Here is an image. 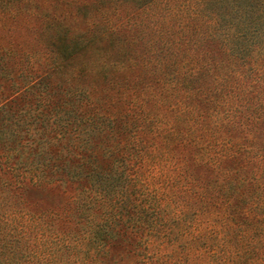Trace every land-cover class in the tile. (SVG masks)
Wrapping results in <instances>:
<instances>
[{
    "label": "trees",
    "instance_id": "trees-1",
    "mask_svg": "<svg viewBox=\"0 0 264 264\" xmlns=\"http://www.w3.org/2000/svg\"><path fill=\"white\" fill-rule=\"evenodd\" d=\"M0 29L41 46L0 55V264H264V0H0Z\"/></svg>",
    "mask_w": 264,
    "mask_h": 264
},
{
    "label": "rangeland",
    "instance_id": "rangeland-1",
    "mask_svg": "<svg viewBox=\"0 0 264 264\" xmlns=\"http://www.w3.org/2000/svg\"><path fill=\"white\" fill-rule=\"evenodd\" d=\"M39 49H41V46L32 36L23 32L0 29V55L4 58L5 63L9 65L14 64V66L19 65L18 68H20L25 62L26 57L31 55L33 74L36 72L40 74V62H38L33 55L35 52H38ZM20 74V72L16 74L17 78L20 77ZM10 94L8 84L2 82V87H0V97H4L8 102V100L12 99Z\"/></svg>",
    "mask_w": 264,
    "mask_h": 264
}]
</instances>
